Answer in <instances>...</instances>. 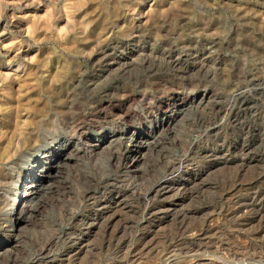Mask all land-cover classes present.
Masks as SVG:
<instances>
[{
  "label": "rangeland",
  "instance_id": "374dc122",
  "mask_svg": "<svg viewBox=\"0 0 264 264\" xmlns=\"http://www.w3.org/2000/svg\"><path fill=\"white\" fill-rule=\"evenodd\" d=\"M209 41L214 43L210 70L201 72L194 84L181 81L171 71L151 72L148 69L136 71L130 76L118 72L108 80L100 77L98 62L104 57L117 58L127 54L147 57L151 52L163 56L178 52L186 55V63L191 64L196 52H205ZM57 62L64 66L53 68ZM9 64L14 65L17 72L6 75L5 67ZM61 69L65 70V77L61 83H55L53 78ZM256 76L264 77V0H0V155L16 151L15 176L20 179L45 154L42 151L35 155L32 148L37 143L31 142L57 149L73 138L86 148L82 166L93 179L90 184H85L76 178V168L71 166L65 169V173L70 172L72 196H69V201L68 198L61 200L60 204L48 203L33 218L26 231L21 230L23 246L18 249L19 256L6 252L13 245L3 244L1 240L9 227L11 209L18 198L15 194L18 186L9 187L8 183L0 186V264H32L33 258L51 235H58L66 228L63 238H59L52 248V253L62 256L64 250H68L65 236L67 233L74 235L77 228L75 220H71L73 213L86 216L97 208L96 203L83 201V188H90L97 194L104 188L108 191L110 184L103 181H117L130 166L126 158L116 164L110 162L106 149L103 150L105 156L101 155L100 158L88 155L92 149L88 144L93 141V135L102 136L112 128L119 130L120 125L115 111L109 110L106 117L97 113L96 99L109 91L114 94L109 97L112 102L133 97L128 103L135 113L129 130L132 135L135 131H146L159 123L163 117L160 103L168 97L171 87L180 89L186 100L193 96V92H211L218 98L228 100L224 104L232 107V111L224 115L226 124L216 136L219 143H238L245 132L250 134L251 130L264 125L257 115L258 111H264V92L253 88L252 79ZM243 90H246L242 96L244 101L241 97H235ZM73 102L78 107L72 110L71 116H74L76 123L85 127V135H79L76 130L70 132L69 125L60 124L57 110L63 106L69 107ZM192 104L187 101L180 107L174 106L180 108L181 113L171 127L180 132L182 141L171 143L169 136L164 139L173 159L188 150L190 141L201 137L203 127L198 120L208 117ZM217 139H203L199 145L206 142L213 145ZM148 150L144 151L150 155L143 151L149 157L147 160L151 157ZM25 156H33V162H27ZM213 161L214 158L200 157L193 164L197 170L203 171L198 180L206 182L205 187L196 193L198 198H193V205L218 201L220 190L227 188L236 175L239 163L234 158L227 163H221L218 158L215 165ZM7 167L0 164V181L8 171ZM163 167L161 164L154 172L140 178L141 188L151 186ZM249 167L251 170L247 176L263 168L264 159L259 154L250 157ZM3 169L4 172H1ZM7 194L11 195V199ZM229 195H226L224 202L226 206L231 199ZM126 199L130 206H139L136 197L128 195ZM158 223L153 226L152 235L157 239V248L165 251L170 249V244L178 242L168 237L175 234L177 228L169 218ZM43 227L46 229L44 232ZM222 232L221 238L231 244L239 237L247 239L243 235L244 230L230 224H224ZM89 239V242L93 241L90 253H82L70 264H86L90 260L96 264H107L108 261L117 264L119 258L113 248L101 245L103 236L99 231ZM244 250L264 255V244L256 238L253 245ZM151 251L144 256V261L155 258L157 249ZM170 255L171 264H190L184 260V253L176 251ZM210 256L214 262L209 264L228 263L223 250Z\"/></svg>",
  "mask_w": 264,
  "mask_h": 264
},
{
  "label": "bare ground",
  "instance_id": "6f19581e",
  "mask_svg": "<svg viewBox=\"0 0 264 264\" xmlns=\"http://www.w3.org/2000/svg\"><path fill=\"white\" fill-rule=\"evenodd\" d=\"M213 45V41H209L205 52H196L191 64L186 63V55L178 54V52L177 54L171 53L163 56L151 52L147 57H138L133 54L117 58L104 57L98 62L100 77L108 80V77L114 76L118 72L130 76L136 71L148 69L151 72L171 71L181 81L184 80L188 84H194L201 72L210 70ZM60 66L63 67L64 65L57 62L53 68ZM5 68L7 70L6 75L17 72V69H14V65L9 64ZM63 70L61 69L54 76L53 80L55 83L63 81L64 74H66L65 70ZM252 83H254V89L264 92V77L256 76L252 79ZM245 92L246 90H243L235 97H241L242 101H244L245 98L242 96ZM113 95V91H109L108 93L106 92L105 96L96 99V111L104 117H106L109 110L115 111L120 120L119 130L112 128L102 136L100 134L93 135V141L91 143H89L90 141L87 142L92 148L88 155L100 158L101 155L105 156L103 150L106 149L108 151V156H106L110 162L116 164L122 158H126L130 166L117 181L115 180L116 182L103 181L105 184H110L108 191L107 188H104L98 191L97 194L95 191H90V188H83V201L92 202V204L96 203L97 208L86 216H77L76 213H73L71 220H75L74 223L77 228H75L74 235L70 236L71 234L67 233L65 236L68 250H64L62 256L59 257L58 254L52 253V248L58 239L63 238L65 235V227V230L60 231L58 235L49 236L50 238L43 244L40 252L33 258L32 264H70L82 253H88L91 250V242L93 241L89 242V238L97 231L103 236L101 245L113 248L115 251L119 258L117 264H171L170 257L172 254L170 255V253L176 251L185 254L184 260L187 263L209 264L212 261L214 262L210 254L221 252L222 250L228 259L227 264H264V255H256L244 250V248L247 249L253 245L256 238H259L260 242L264 244V167H260L261 169H258L251 176H247L248 171L251 170L249 158L259 154L264 159V125H257L258 129H254L255 131L251 130L252 133L249 130L250 134L244 131L246 134L238 143L228 141L224 143L222 140L223 143H219L216 136L226 124L227 118L224 115L226 116L230 113L232 107L230 105V107H227L224 104L226 100L218 98L211 92H203L202 94L193 92L191 94L193 96L186 100L185 94L180 89L171 87L168 97L160 103L163 117L159 123L146 131H135L131 135L129 130H131L130 126L135 118V113L130 110L128 103L133 97L128 96L129 98L117 99L112 102L109 97ZM187 101L193 103V107L201 113L208 114V117L198 120L200 126L203 127L200 132L201 137L190 141L188 150L173 159L164 139L165 136H169L171 143L182 141L180 132L177 129H173L171 123L181 113V111L179 112L180 108H174V106L178 105L180 107ZM226 102L228 103L229 101L227 100ZM63 107L57 110L60 124L69 125L70 132L76 130L75 132L79 133V135H83L85 127L76 123L74 116H71L72 110L78 107L77 103L73 102L69 107ZM257 115L264 121L263 110L258 111ZM156 127L157 130L155 131ZM210 138L211 140L212 138L217 139L213 145L207 142L204 145H199L203 139L210 140ZM34 139L32 140L34 141ZM72 139L70 138L67 144H62L57 149L47 147L39 142H31V144L37 143L32 148L35 155L40 154L42 151L45 154L35 161L37 165L35 164L30 170H27L20 179L15 176L16 167L14 162L15 158L18 157L14 155L16 151L12 150V152L10 151L5 155V152H2L3 155H0L1 166H8V171L3 174L4 176L2 175L3 177L1 176L0 186H6L7 183L9 187L18 186V191L15 192L18 198H16L11 209L12 217L11 219L9 218V227L1 238L2 242L4 241L3 244L13 245L6 252H13L15 256L18 255V249L23 246L21 230L25 229L26 231L33 218L48 203L51 205L60 204L61 200H67V198L69 201V196H72V184L71 178H69L70 172L67 173L66 171L65 173V169L68 170L71 166V168H76L74 169L78 176L76 178L85 184H90L93 181L91 173L82 166V158L87 154L86 148L84 144ZM10 143L14 144V142ZM145 149L151 151V157L148 160V156L145 155ZM146 154L149 153L147 152ZM200 157L214 158L213 165H215L214 162L218 158L221 163H227L234 158L239 163V167L231 184L227 188L224 187V190H220L219 199L216 197L218 201L201 202L199 205H193V198L197 197V194L205 187L206 183L204 180L203 182L198 180V177L202 176L203 171L193 167L196 159ZM25 159L29 163L33 162V156ZM161 164L164 167L160 170L155 182L147 188L144 187L145 189L141 188L139 180L141 181L148 174L154 172ZM1 172H4V169ZM242 190L244 192H241ZM228 194H230L231 199L229 198L230 200L226 206L224 202ZM128 195L138 199L139 206L137 208L128 204L126 199ZM10 196L7 194V197L11 199ZM102 198L104 199L103 201ZM163 199L166 200L164 201ZM18 204L19 206L17 207ZM167 218L171 219V221L173 220L177 228V231L175 230L176 233L168 237L177 239L178 242L170 244V249L167 248L165 251H160V248H157V239L152 235V229L155 224H159L160 220ZM19 224L23 225L18 227ZM224 224H230L232 227L244 230L245 233L243 235L247 239H242V237L240 239L239 237L234 244L226 242L223 237L221 238ZM42 231L44 232L46 229L43 227ZM150 249H157L155 258L144 261V256L151 251ZM214 259L217 260L216 258ZM86 264L96 263L90 260ZM107 264H116V262L108 261Z\"/></svg>",
  "mask_w": 264,
  "mask_h": 264
}]
</instances>
